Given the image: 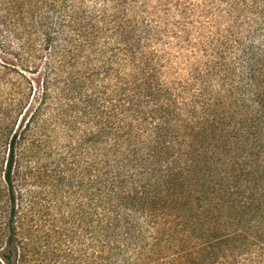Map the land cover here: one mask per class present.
<instances>
[{
	"label": "trees",
	"instance_id": "1",
	"mask_svg": "<svg viewBox=\"0 0 264 264\" xmlns=\"http://www.w3.org/2000/svg\"><path fill=\"white\" fill-rule=\"evenodd\" d=\"M68 112L76 256L42 247L15 186ZM0 264H264V0H0Z\"/></svg>",
	"mask_w": 264,
	"mask_h": 264
},
{
	"label": "rangeland",
	"instance_id": "2",
	"mask_svg": "<svg viewBox=\"0 0 264 264\" xmlns=\"http://www.w3.org/2000/svg\"><path fill=\"white\" fill-rule=\"evenodd\" d=\"M64 115L49 121L45 131H37L17 151L15 186L25 198L23 223L31 226L28 223L34 219L42 247L76 256L85 248L82 215L88 126L80 118L75 120L71 112Z\"/></svg>",
	"mask_w": 264,
	"mask_h": 264
}]
</instances>
